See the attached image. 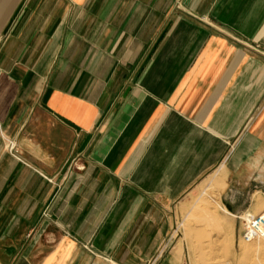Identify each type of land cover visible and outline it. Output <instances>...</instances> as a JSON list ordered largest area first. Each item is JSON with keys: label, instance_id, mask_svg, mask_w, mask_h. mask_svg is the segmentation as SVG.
Returning <instances> with one entry per match:
<instances>
[{"label": "crops", "instance_id": "obj_1", "mask_svg": "<svg viewBox=\"0 0 264 264\" xmlns=\"http://www.w3.org/2000/svg\"><path fill=\"white\" fill-rule=\"evenodd\" d=\"M205 180L264 212V0H0V264H183Z\"/></svg>", "mask_w": 264, "mask_h": 264}, {"label": "rangeland", "instance_id": "obj_2", "mask_svg": "<svg viewBox=\"0 0 264 264\" xmlns=\"http://www.w3.org/2000/svg\"><path fill=\"white\" fill-rule=\"evenodd\" d=\"M214 194V189L208 186V180H205L182 202L181 219L174 233L175 241H178L180 250L184 253L182 263L264 264V240L246 243L241 239L242 219L248 214L236 219L234 228V219L220 211L216 206L219 205L218 197ZM208 196L212 198L210 203ZM214 209L217 212L214 218L218 223L215 230L207 226L210 212ZM245 247L250 249L247 254L244 251Z\"/></svg>", "mask_w": 264, "mask_h": 264}, {"label": "built area", "instance_id": "obj_3", "mask_svg": "<svg viewBox=\"0 0 264 264\" xmlns=\"http://www.w3.org/2000/svg\"><path fill=\"white\" fill-rule=\"evenodd\" d=\"M10 151L14 150V145L11 143L8 145ZM243 222V232L241 239L246 243H251L258 240H264V212L256 216L246 215ZM160 254H158L159 256ZM157 258L150 260L147 264H157ZM107 264H115L112 261L106 259Z\"/></svg>", "mask_w": 264, "mask_h": 264}, {"label": "bare ground", "instance_id": "obj_4", "mask_svg": "<svg viewBox=\"0 0 264 264\" xmlns=\"http://www.w3.org/2000/svg\"><path fill=\"white\" fill-rule=\"evenodd\" d=\"M214 195H215L216 197H218L216 193H215ZM206 198H207V197H206ZM208 199H210V201H209V203H210V202L212 201V200H211V199H212L211 196H208ZM214 199H215V198H214ZM213 202H214V200H213ZM213 202H212V203H213ZM204 203H205V202H204ZM213 204H214V203H213ZM215 204H217V203H215ZM216 206L219 207V205H216ZM222 208H223V207H222ZM205 210H206V209H205ZM205 210L202 209V211H205ZM225 210H226V209H225ZM223 211H224V210H223ZM207 213H208V212H207ZM216 213H217V212H216V209L212 210V211L210 212V216H209V219H208L209 222H208L207 226H210V228H212V229L218 227V223L216 222V220H215V218H214L215 216H217ZM205 216H206V215H205ZM205 216H204V217H205ZM200 217H201V216H200ZM202 217H203V216H202ZM204 217H203V218H204ZM205 219H206V217H205ZM214 230H215V229H214ZM209 231L211 232L210 229H209ZM205 232H206V231H205ZM211 233H212V232H211ZM244 251H245L246 254H247L248 252H250V249H249L248 247H245V248H244Z\"/></svg>", "mask_w": 264, "mask_h": 264}]
</instances>
